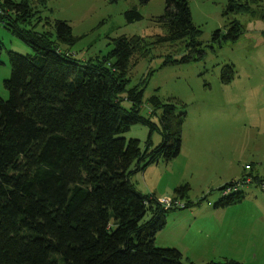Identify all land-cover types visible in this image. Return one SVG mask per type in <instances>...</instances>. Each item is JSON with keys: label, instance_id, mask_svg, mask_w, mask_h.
I'll return each instance as SVG.
<instances>
[{"label": "trees", "instance_id": "trees-1", "mask_svg": "<svg viewBox=\"0 0 264 264\" xmlns=\"http://www.w3.org/2000/svg\"><path fill=\"white\" fill-rule=\"evenodd\" d=\"M30 1H0L6 11L0 23L15 22L12 12L25 21L32 14ZM250 1L229 0L225 14L253 12ZM165 3V13L156 22L167 33L150 42L138 35L112 39L111 66L76 59L69 49L76 38L66 21H57L55 42L46 34L13 27L33 52H8L12 74L4 85L9 97H0V264H194L184 261L179 249L156 245L157 232L175 208H164L131 181L133 173L159 157L169 162L180 154L184 113H178L179 102L157 95L149 99L154 112L161 111L163 141L155 149L142 151L139 139L123 136L134 124L148 125L151 132L154 128L139 115L143 89L127 91L132 111L123 105L132 60L144 56L150 45L186 40L188 53L167 58L164 65L191 62L204 54L189 0ZM125 14L130 23L143 19L136 7ZM241 33V24L232 21L227 33L215 31L212 41L222 45ZM235 73L229 65L222 82L230 83ZM188 189L176 188L177 197H185ZM243 199L241 192L221 197L215 207Z\"/></svg>", "mask_w": 264, "mask_h": 264}, {"label": "rangeland", "instance_id": "rangeland-1", "mask_svg": "<svg viewBox=\"0 0 264 264\" xmlns=\"http://www.w3.org/2000/svg\"><path fill=\"white\" fill-rule=\"evenodd\" d=\"M189 3L193 22L202 31L199 40L203 44V57L164 65L167 58L180 59L188 53L186 40L156 47L150 45L144 56L138 55L137 61L132 60L123 105L132 111L127 91L134 87L143 89L139 115L154 128L151 132L148 125L134 124L123 136L128 140L139 139L142 151L153 150L162 143L161 111L155 113L149 102L153 95L164 101L175 98L179 102L178 113H184V121L186 119V136H190L189 127L206 116V109L217 111L218 115L215 112L213 117L226 128L211 135L207 145L206 138L200 147L193 143L169 162L164 156L159 157L145 170L133 173L131 181L138 191L158 200L168 196L175 198L178 195L175 189L188 185L187 195L179 196L180 200L190 204L189 207L201 204L215 207L222 196L217 185L225 179L233 177L241 181L250 175L258 179L240 188L244 196L238 207L242 217L237 216L240 219L234 223L236 227L226 232L235 246L224 249L222 245H213L211 231H206V246L203 245L198 221L190 220L180 226L181 219L177 215L190 209L187 205V209L168 208L171 210L166 215V226L157 232L156 245L177 248L183 255L184 247V251L188 250L185 261L194 257V261L190 260L194 264L219 261L224 253L236 257L234 260L241 264H264V185L261 182L264 184V113L254 105L264 101V3L258 6L251 3L254 9L251 13L227 14L229 0H189ZM30 6L32 14L25 21L12 12L15 22L0 23V97L5 100L9 92L4 82L12 74L8 52L22 55L33 52L15 35V26L33 35L46 34L55 42L58 40L57 21H66L76 41L70 47L61 46L69 47L76 59L87 64L106 63L108 66L115 62L112 39L138 35L150 42L156 35L167 33L166 27L156 22L165 13V0H151L144 5H140L139 0H31ZM132 7L140 11L142 20L127 21L125 13ZM232 21L241 24L240 37L222 45L214 43V32L227 33ZM229 65L234 66L236 73L226 84L221 74ZM259 120L261 122L257 123ZM210 221L206 218V222Z\"/></svg>", "mask_w": 264, "mask_h": 264}, {"label": "crops", "instance_id": "crops-1", "mask_svg": "<svg viewBox=\"0 0 264 264\" xmlns=\"http://www.w3.org/2000/svg\"><path fill=\"white\" fill-rule=\"evenodd\" d=\"M254 105H258V107L262 110V113H264V101H260L259 103H255ZM210 110L206 109V116L203 119L201 118L198 124L189 127L190 136H186L185 134L186 131V119H185V121L183 122L181 153L186 151L188 147L190 146L192 147L193 143H196L200 147V143H204L205 138L207 145V141L209 140V137L211 135L218 134L219 131L226 128L225 126L224 127L222 126L221 124L222 122L219 121V119L213 117L214 113L215 112L217 113V111H215L214 109H210ZM260 122L261 120H259L257 123ZM235 180H239V179H235L233 177L231 178L229 177L225 179L219 185H217L218 190H220V188L224 187L226 184ZM190 203L192 204V201ZM208 205L209 206H206L205 204L194 205L193 207H187L190 208L188 210H183L179 212L177 217L178 219H181L180 226H182L184 223L186 224L190 220L198 221L199 224L197 227L200 233L203 235L202 236L203 245L206 246V231H211L214 233V235H212V237L210 238V241L213 245L215 246L222 245L224 246V249L231 248V245L235 246V243L227 238L226 232L227 231L230 232V230L236 227L237 223L235 224V226L234 223L238 219H240V217L238 219L236 217L240 215L239 213L240 208L238 207H240L239 205L241 204L237 203L226 207H211L210 204ZM206 218L211 220L210 223L206 222ZM182 251L184 252L183 259L185 261L184 256L188 254L187 252L188 250L184 251V247H182ZM221 257L222 259H220L219 261L217 259H214L213 262L217 264H224L227 261L234 260L236 258L233 257L232 255H228V253L222 254ZM190 260L194 261V257H190V259H188L187 261Z\"/></svg>", "mask_w": 264, "mask_h": 264}, {"label": "built area", "instance_id": "built-area-1", "mask_svg": "<svg viewBox=\"0 0 264 264\" xmlns=\"http://www.w3.org/2000/svg\"><path fill=\"white\" fill-rule=\"evenodd\" d=\"M4 14H6V11L4 10V8L0 4V15H4ZM246 168L249 169L250 166L247 165ZM254 181H255V179L251 175L248 176L247 178H244L241 181H232L222 188V190H221L222 196L221 197L227 198L233 194L239 193L241 191L240 188L243 187V185L250 184ZM262 185H264L263 182H262ZM158 201L161 205H163L167 209L168 208L184 209L187 207L186 206L187 204L185 202H183L182 200H180L178 197H175V198L169 197V196L168 197H162Z\"/></svg>", "mask_w": 264, "mask_h": 264}]
</instances>
